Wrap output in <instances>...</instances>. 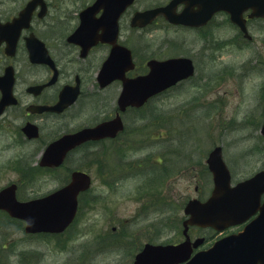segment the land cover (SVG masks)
Listing matches in <instances>:
<instances>
[{
	"label": "flooded vegetation",
	"instance_id": "obj_1",
	"mask_svg": "<svg viewBox=\"0 0 264 264\" xmlns=\"http://www.w3.org/2000/svg\"><path fill=\"white\" fill-rule=\"evenodd\" d=\"M95 1L0 0V193L6 190L5 198L1 199L4 207L0 208V264H40L41 237L62 241L67 236L91 235L93 240L80 251L71 246V264L79 260L82 263L78 264H93L114 255L129 258L130 264H134L147 244L182 242H166L160 235L171 233L175 199L185 209L191 199L205 201L208 197L204 195L210 196L214 183L206 161L219 144L206 150L203 141L197 139L173 140L171 115L165 122L143 127L139 116L154 100L190 86L197 73L200 93L194 99L196 103L186 101L181 112L218 115L219 124L224 115L223 124L230 129L259 130L258 144L252 145L248 152L255 149L261 152L263 165L250 177L264 170V137L260 134L264 126V17L254 15L250 7L243 14L245 31H242L232 22L229 13L216 11L214 0H183L176 7L177 13L192 19L209 18L198 26H189L173 25L160 15L150 25L138 27L134 23L137 13L167 6L172 0H134L118 21V44L130 49L135 64L127 72V79L149 73L148 62L152 59L190 58L195 74L141 108L128 106L122 110L119 98L124 82L117 79L102 87L98 79L113 45L98 41L84 49L69 41L80 24L81 13ZM105 12L107 9H100L96 18ZM170 29L182 30L183 38L176 41L168 38L165 50H170L166 55L152 52L154 46L149 45L146 34ZM189 35H195L196 40H189ZM237 54H244V59ZM252 86L258 90L259 97L252 96ZM117 117L122 120V129L115 135L82 143L67 153L60 166H41L43 152L54 142ZM174 141L178 142L177 146ZM190 145L196 161L205 159L202 168L191 176L197 183V197H176L169 174L181 164L182 171L188 173L184 163L189 158ZM232 146L235 147L229 145L230 149ZM222 150L225 156L224 145ZM174 159L182 162L176 163ZM224 161L234 183H238L240 180L236 178L244 171L242 159L230 162L225 158ZM77 171L88 174L92 185L79 194L78 212L72 225L61 234L29 233L27 221L19 213L10 211L17 207L14 200L27 203L56 192L70 184ZM44 174H53L59 186L45 195L40 196L38 191L29 194L30 188L40 187V175ZM202 174L203 178L206 175L210 179L208 188L199 180ZM97 179L103 186L95 187ZM129 180H135L136 184L126 193L124 184ZM131 202L133 207L126 218L124 206ZM161 212L163 225L156 226ZM84 219L91 224L85 225V229L78 228ZM114 219L119 222L118 227ZM185 220L186 216L182 226ZM243 227L233 228L221 236L212 229L190 227V240H202L194 254L208 249L222 237L240 232ZM13 235H22L21 241L10 238ZM33 243L38 244L34 247Z\"/></svg>",
	"mask_w": 264,
	"mask_h": 264
},
{
	"label": "water",
	"instance_id": "obj_2",
	"mask_svg": "<svg viewBox=\"0 0 264 264\" xmlns=\"http://www.w3.org/2000/svg\"><path fill=\"white\" fill-rule=\"evenodd\" d=\"M182 1L173 0L167 7L138 13L134 18L135 25L147 26L160 14L175 25L198 26L209 18L192 19L176 13L177 5ZM214 1L216 10L229 12L232 21L242 28V15L250 7L254 8L256 15L264 16V0ZM132 2L133 0H97L82 12L81 24L70 38L71 42L82 45L84 49H89L98 41L113 45L109 60L103 65L98 79L102 87L117 79L124 82L119 100L122 110L128 106L142 107L151 97L194 75L192 60L176 58L166 61L152 60L148 63L150 72L147 75L135 79L126 78V73L134 69V63L131 51L117 44L118 21ZM102 8L107 9V12L96 18V13ZM100 30H103L102 34L99 33ZM120 129L122 121L118 117L97 128L65 136L47 148L41 164L59 166L72 149L91 139L113 136ZM262 134L264 135V128ZM208 164L214 175L213 193L205 203L194 200L188 204L186 214L190 218L185 222V227L190 224L222 231L246 221L258 210L261 211L259 217L244 232L217 242L211 249L193 258L191 243L187 240L177 246L147 245L136 257L135 264H257L261 260L259 246L248 243L253 237L264 241V205H259L260 197L264 193V171L232 187L231 175L222 159L220 147L211 153ZM90 182L88 175L75 172L72 182L60 191L28 203H18L14 200L17 207L10 211L19 213L20 217L27 221L28 232L63 233L75 219L79 193L88 189ZM256 229H259L258 233H255ZM197 245L198 243L194 246Z\"/></svg>",
	"mask_w": 264,
	"mask_h": 264
},
{
	"label": "rangeland",
	"instance_id": "obj_3",
	"mask_svg": "<svg viewBox=\"0 0 264 264\" xmlns=\"http://www.w3.org/2000/svg\"><path fill=\"white\" fill-rule=\"evenodd\" d=\"M80 2L78 1L77 4ZM226 35V33H225ZM224 35V36H225ZM148 36V39L150 40L149 45H153V51L154 53L160 52V54L166 55L168 54L169 50H165V43L168 38L176 40H181L184 36V32L182 30H157L153 31L152 33L146 34ZM186 36V35H185ZM229 36V35H228ZM195 35H189V40L195 39ZM196 40V39H195ZM148 42V41H147ZM179 42V41H177ZM147 45L146 48L151 49V47ZM178 48L174 50V53H177ZM167 52V53H166ZM240 54H237L238 57ZM244 54H241V59H244ZM239 56V57H240ZM242 61V60H240ZM199 77V73H197ZM195 78L194 82L185 88H179L175 91L165 94L161 96L160 98L154 100L151 102V104L141 112L139 118H140V126L143 127V125L150 124V123H160L165 122L166 118L168 117L170 119V115L172 116V119H170V123H172V136L173 140L183 139H197L196 141L200 140L203 141L206 150H209L213 148L214 144L224 145L226 148L225 158L228 161L236 160L240 157L244 163V171L240 175V177L235 178L242 180L244 178H247L254 174L261 166L263 165L262 160V153L256 152L255 150H252V152H248L250 148H252V145L258 144L256 142L258 140L259 136V130H244V129H230L228 126H225L223 122L225 121V116L221 115V123L219 124V120L217 121L218 115H212V114H184L181 112L182 105L185 104L186 101H196L194 100L198 94L200 93V90H198V82L199 78ZM229 84V83H228ZM226 87L222 88V91ZM259 92L257 89H255L252 86V96H258ZM236 101V100H235ZM172 109V111H170ZM231 115V114H230ZM154 116V117H153ZM190 144V141L188 142ZM192 145L195 143L192 142ZM174 145L177 146L178 142L174 141ZM229 145H234L235 147H229ZM161 146V145H160ZM160 146L157 148L159 149ZM190 148L189 151V158L185 161L184 167L185 170L188 171V173L183 172L180 168L182 166H176L173 167L170 172V178L172 179V189L173 192L175 191L176 197H179L181 195L190 197V198H196L197 194L195 192V187L197 183L191 179V176L195 175L196 170H200L202 167V164L205 163V159L200 162L196 161L195 159V152L192 151ZM194 148V147H193ZM196 148H194L195 150ZM142 154V153H141ZM251 154L250 157H248ZM246 156V158H244ZM176 163L182 162L181 160L174 159ZM80 164V163H79ZM199 166V167H198ZM81 168H84L82 165ZM161 172V171H160ZM164 174V173H162ZM168 175V177H169ZM163 181V178L160 179ZM199 180L204 181V186H209L210 179L205 177H199ZM135 180H129L126 181L124 184V189L126 193H129L130 189L135 186ZM59 186V182L53 174H44L40 175V187L38 185L35 186V188H30L29 194L31 192H34L36 194L40 192L41 195H45L48 192H51L55 190ZM103 186L102 182L97 179L95 183V187H101ZM165 187V185L163 186ZM162 187V188H163ZM208 188V187H207ZM164 189V188H163ZM162 189V191H163ZM211 189V187H209ZM209 189L206 190L207 193L209 192ZM209 194H205L204 196L207 197ZM174 196V195H173ZM174 200V199H173ZM134 202V201H132ZM128 203L124 206L125 210V217H128L127 212L129 213L132 210L133 204ZM184 206H181L180 202H178L176 199L173 201V208L171 211L172 215V230L171 233L165 232L160 235V239L163 241H169L176 242L178 240H183L184 237L182 235V219L184 218ZM88 211V210H87ZM96 211V210H93ZM164 213L161 212L160 215L157 218V225L162 224L163 221L161 220V216H163ZM116 225V227L119 226V222L113 221ZM91 224V221L88 219H84L81 221L77 226L78 228L82 227V229H85V225ZM148 229V227H147ZM108 230H110V227H108ZM131 230V228H130ZM168 233V234H167ZM70 235V234H69ZM144 235V234H143ZM10 238H16V240L19 242L22 239V235H13ZM91 235L82 233L80 237H74V236H67L62 241H58L56 239H52L50 237H41L40 238V264H71L70 259L72 261V258L70 256L71 246H75L76 250L80 251L84 246L88 243H90L93 239ZM89 240V242H87ZM34 247L37 246L38 243H33ZM64 244L66 247H64ZM68 250V251H67ZM77 251V252H78ZM81 256L79 257V259ZM77 262L82 261H74V264H78ZM131 260L129 258H118L115 255L114 256H108L107 260L102 259L99 260V262L96 260L93 264H130ZM73 263V262H72Z\"/></svg>",
	"mask_w": 264,
	"mask_h": 264
}]
</instances>
